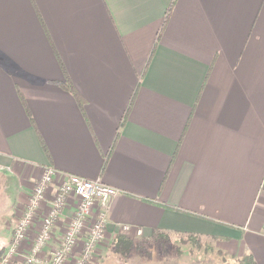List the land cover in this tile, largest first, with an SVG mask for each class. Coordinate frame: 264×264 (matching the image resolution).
<instances>
[{
    "label": "crops",
    "instance_id": "1",
    "mask_svg": "<svg viewBox=\"0 0 264 264\" xmlns=\"http://www.w3.org/2000/svg\"><path fill=\"white\" fill-rule=\"evenodd\" d=\"M0 168L118 190L91 264L124 225L264 264V0H0Z\"/></svg>",
    "mask_w": 264,
    "mask_h": 264
},
{
    "label": "built area",
    "instance_id": "2",
    "mask_svg": "<svg viewBox=\"0 0 264 264\" xmlns=\"http://www.w3.org/2000/svg\"><path fill=\"white\" fill-rule=\"evenodd\" d=\"M56 175L55 169L47 168L35 182L0 264H91L98 247L107 241L110 202L118 190L100 180L65 175L48 202ZM70 199L75 200L74 210L64 219L58 245L53 246ZM131 230L129 225L121 226L124 234ZM136 231L139 237L143 235L141 229Z\"/></svg>",
    "mask_w": 264,
    "mask_h": 264
},
{
    "label": "rangeland",
    "instance_id": "3",
    "mask_svg": "<svg viewBox=\"0 0 264 264\" xmlns=\"http://www.w3.org/2000/svg\"><path fill=\"white\" fill-rule=\"evenodd\" d=\"M26 181L28 178L22 173L0 168V261L8 247L9 232L13 227L14 233L17 220L22 216L23 207L18 209V202L32 192ZM159 234H163V237L139 238L141 242L135 247V257L122 258L110 250L93 264H229L234 261V257L212 241L196 237L197 244L187 239V235Z\"/></svg>",
    "mask_w": 264,
    "mask_h": 264
},
{
    "label": "trees",
    "instance_id": "4",
    "mask_svg": "<svg viewBox=\"0 0 264 264\" xmlns=\"http://www.w3.org/2000/svg\"><path fill=\"white\" fill-rule=\"evenodd\" d=\"M169 14H170V10L167 13L166 19H168ZM63 87L66 90L77 95V92L74 89V87H73L70 79L68 78V76L66 78V82L63 83ZM133 103H134V96L131 98L130 103H129L126 111H125V114H124L125 121H126L128 114L130 113V111L132 109ZM123 122H124V120H123ZM123 122H122V125H123ZM153 236L155 238H162L163 234H159L158 232H155L153 234ZM187 239H191L194 242H196L197 244L199 243L195 236L190 235L189 238H187ZM134 247H135L134 240H132L128 235H126L120 231L118 233L116 240L113 243V252L122 258H128L131 254V251L134 249ZM229 264H254V260H253V257L251 255L244 254L240 259L234 260V261L230 262Z\"/></svg>",
    "mask_w": 264,
    "mask_h": 264
}]
</instances>
